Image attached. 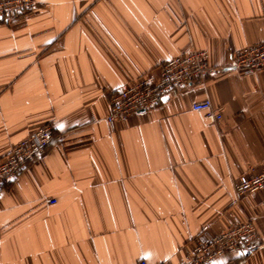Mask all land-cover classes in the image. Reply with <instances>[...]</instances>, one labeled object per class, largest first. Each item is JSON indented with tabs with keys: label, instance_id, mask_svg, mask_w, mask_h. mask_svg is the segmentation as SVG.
<instances>
[{
	"label": "crops",
	"instance_id": "1",
	"mask_svg": "<svg viewBox=\"0 0 264 264\" xmlns=\"http://www.w3.org/2000/svg\"><path fill=\"white\" fill-rule=\"evenodd\" d=\"M264 41V0H35L0 21V159L48 124L60 135L0 191V264H179L202 234L252 222L264 190V71L193 81L109 125L110 96L193 50L212 66ZM209 99L222 120L192 104ZM213 264H264V247Z\"/></svg>",
	"mask_w": 264,
	"mask_h": 264
},
{
	"label": "built area",
	"instance_id": "2",
	"mask_svg": "<svg viewBox=\"0 0 264 264\" xmlns=\"http://www.w3.org/2000/svg\"><path fill=\"white\" fill-rule=\"evenodd\" d=\"M34 8L35 0H0V21L25 15ZM159 70L157 78L148 73L134 86L114 91L105 122L111 125L133 113L152 110L191 82L204 83L208 77L226 70H238L243 75L264 71V41L229 53L221 66H212L206 51L193 50L165 61ZM192 110L203 113L211 123L218 124L222 120L221 109L209 99L193 103ZM54 140L60 141L61 137L48 124L20 140L0 159V191L13 185L20 173L45 153ZM233 190L238 196L264 190V163L258 172L237 177ZM263 247L264 241L252 222H236L219 235H200L179 264H213L225 254L243 256ZM138 264L147 263L141 259Z\"/></svg>",
	"mask_w": 264,
	"mask_h": 264
},
{
	"label": "water",
	"instance_id": "3",
	"mask_svg": "<svg viewBox=\"0 0 264 264\" xmlns=\"http://www.w3.org/2000/svg\"><path fill=\"white\" fill-rule=\"evenodd\" d=\"M249 253H246L245 255H248Z\"/></svg>",
	"mask_w": 264,
	"mask_h": 264
}]
</instances>
